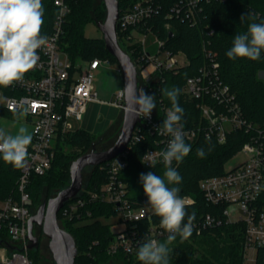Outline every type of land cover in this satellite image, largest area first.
Returning a JSON list of instances; mask_svg holds the SVG:
<instances>
[{
  "label": "built area",
  "instance_id": "1",
  "mask_svg": "<svg viewBox=\"0 0 264 264\" xmlns=\"http://www.w3.org/2000/svg\"><path fill=\"white\" fill-rule=\"evenodd\" d=\"M210 1L227 0H174L165 17L177 16L197 23L198 13ZM54 4L58 7V15L52 31L45 35L47 44L38 49L37 65L21 81L0 87V108L12 111L16 116L27 110L25 117L34 126L27 163L21 169L18 182L19 196L0 200V264H33L28 237L29 220L35 213L33 198L28 191L31 175H44L51 168L58 146L74 132L69 118L82 121L90 102H104L96 89L94 71L111 61L99 57L72 60L61 44L71 8L66 0H54ZM163 5L164 0H122V7L119 6L118 42L124 50L128 48L135 54V60H132L138 71L139 66L144 68V84L159 81L164 73L176 71L188 63L185 54L164 48L165 41L154 30L155 23L151 20L161 12ZM170 27L171 24L166 23V28ZM212 33L213 30L209 31ZM62 54H65V60ZM204 54L202 67L197 75L187 79L183 92L190 98L205 100L199 107L206 125L204 128H184L185 140L192 142L204 131L219 143H225L228 134L238 129L250 132V137L238 152L242 155L239 162L225 167L220 175L201 179L199 186L206 201L217 206L219 214L207 213L200 221H194L192 233L200 235L204 229L221 224L222 218L228 223H242L243 264H264V128L245 118L235 94L220 78L218 60L205 46ZM147 67L152 68L148 73L145 72ZM111 103L124 111L125 90L120 89ZM140 117L141 122L136 125L127 149L100 164L107 171L108 180L98 189L68 201L61 209L65 219H74L83 215L81 210L87 202L113 204L122 228L114 231L108 244L110 256L119 253L136 256L139 244L145 239L162 242L168 235L160 227L159 217L148 202L135 204L132 201L128 183L122 178V172L129 165V150L134 144L143 141L146 135L157 134L158 146L149 148L143 156V162L153 166L163 163L159 154L166 150L171 139L158 132L162 124L155 119L154 109L150 117ZM150 153L149 159L146 154ZM181 197L186 206L195 203L190 195Z\"/></svg>",
  "mask_w": 264,
  "mask_h": 264
},
{
  "label": "trees",
  "instance_id": "2",
  "mask_svg": "<svg viewBox=\"0 0 264 264\" xmlns=\"http://www.w3.org/2000/svg\"><path fill=\"white\" fill-rule=\"evenodd\" d=\"M71 11L67 14L64 24V33L61 36V44L74 61L79 59H109L116 58L109 52L104 39L89 38L84 33V26L90 20H99L106 17V6L103 0H66ZM174 0H164L163 9L151 21L155 23L154 30L158 37L165 41L164 48L174 53H183L188 63L179 67L176 71L166 72L159 81H152L143 85V91L156 98L155 119L163 123L167 111L171 107L170 100L162 94L164 88H179V105L184 109V128H192L206 125L202 118L199 104L201 98H190L183 92L184 85L189 77L198 74L205 61L204 46L216 57L219 62V74L235 94L236 101L240 104L245 118L264 128V80L259 77V72L264 70V51L261 58L256 61L247 58L229 59L225 53L232 46L233 37L239 32H245L249 21H240L242 15L248 12L255 14V22H264V0H227L210 1L203 5L198 13L197 23L187 19L166 18ZM45 13L42 35L52 31L54 21L58 15V7L54 0H42ZM122 7V0H119ZM166 23L171 27L166 28ZM209 34V31H212ZM172 32V36H170ZM120 35V32H119ZM125 50L135 60V54L128 48ZM216 104V103H214ZM0 112L16 116L14 112L0 108ZM204 131L198 137L189 142L191 152L177 165L182 176V183L171 185L180 188V196L190 195L195 203L186 206L189 214L195 212V221H200L207 214H219L217 206L206 201L199 183L201 179L220 175L225 171L226 163L236 155L243 144L249 140L250 132L244 129L231 131L225 143H219L214 136L211 137L212 150L209 152ZM95 134L86 130H78L70 133L58 146L51 168L44 174H32L28 184L33 202L40 201L44 191L50 194L54 190H61L67 186L70 178V165L73 162L70 154L65 152V146H87L92 143ZM157 134L146 135V138L134 144L128 153L129 165L122 172V178L128 183L129 193L135 204L148 202L143 191V185L139 180L141 173L149 171L163 176L165 170L163 163L148 166L143 162V156L149 148L158 146ZM203 147L206 152L204 158H199L197 149ZM78 158V157H76ZM21 169H16L0 159V200L13 196L18 198V182ZM108 180V174L100 165L92 166V174L84 184L79 194L69 200L85 195L90 190L98 189ZM35 209V208H34ZM83 215L80 218L65 219L62 210L59 212V220L76 240L78 254L75 264H100L109 258H122L125 264H141L136 256L119 253L110 256L107 248L114 232L111 223L104 222L102 218H110L116 215L115 206L111 203L93 201L87 202L82 208ZM90 213V215H88ZM221 217V216H219ZM160 220V217L158 218ZM187 222V217L185 218ZM166 239V238H165ZM204 241L208 248H202L198 253L196 241ZM164 240V239H163ZM169 247L172 250L170 264H243L244 231L242 223H228L222 218V223L203 230L202 234L192 235L181 242L179 236ZM33 250V249H32ZM30 256V251H29ZM31 258V256H30ZM37 264V259L32 260Z\"/></svg>",
  "mask_w": 264,
  "mask_h": 264
},
{
  "label": "clouds",
  "instance_id": "3",
  "mask_svg": "<svg viewBox=\"0 0 264 264\" xmlns=\"http://www.w3.org/2000/svg\"><path fill=\"white\" fill-rule=\"evenodd\" d=\"M45 9L42 0H0V87H9L21 81L25 74L32 70L38 62V49L46 45L48 37L42 35ZM249 21L245 32L237 33L232 46L225 55L231 59L247 58L259 60L264 51V22H255V14L248 12L240 17L241 23ZM179 88H164L171 107L158 132L170 136L166 150L159 155L164 164L163 176L149 171L141 173L139 180L148 198L152 211L160 217V227L168 233L165 242L156 239H145L139 244L136 257L141 264H170L172 250L169 245L176 241L187 240L193 232L195 212L186 211L184 199L179 195L180 188L171 186L182 183V176L173 161L181 163L191 152V145L185 142L184 109L179 105ZM133 105H138L136 115L150 117L156 108V98L140 90L139 96L133 97ZM27 115V110L17 114V118ZM33 136L26 126H20L15 135L6 134L0 129V159L16 169H23L28 159V147ZM212 150L211 137L206 136ZM199 158L206 156L203 147L196 152ZM151 158V153L146 154ZM187 217V222L185 218Z\"/></svg>",
  "mask_w": 264,
  "mask_h": 264
},
{
  "label": "water",
  "instance_id": "4",
  "mask_svg": "<svg viewBox=\"0 0 264 264\" xmlns=\"http://www.w3.org/2000/svg\"><path fill=\"white\" fill-rule=\"evenodd\" d=\"M106 6V19L99 23L103 39L109 52L118 61L124 79L126 108L123 111V125L116 142L105 150H92L75 159L70 165V184L61 189L58 194L43 202L37 213H34L28 225L29 248L37 246L39 239L34 235V225L43 227L44 233L50 239L49 247L56 264H75L78 248L74 236L60 224L58 214L65 203L75 198L83 188L84 170L112 160L123 153L132 138L133 131L141 117L136 115L139 106L133 105V97L139 96L141 87L138 81V69L131 56L120 46L117 35L119 18L118 0H103ZM172 36V32H170Z\"/></svg>",
  "mask_w": 264,
  "mask_h": 264
},
{
  "label": "rangeland",
  "instance_id": "5",
  "mask_svg": "<svg viewBox=\"0 0 264 264\" xmlns=\"http://www.w3.org/2000/svg\"><path fill=\"white\" fill-rule=\"evenodd\" d=\"M100 1V0H97ZM107 15V11H106ZM106 17L96 21V20H90L88 21L84 26V33L89 38H101L103 39V32L100 28L99 23H103L105 21ZM182 57H184L182 55ZM62 58L65 60L66 56L65 54H62ZM82 59H79L81 61ZM143 71L144 68L139 66L138 71V81H139V87L143 88L144 82H143ZM145 72L148 73V70L145 69ZM259 77L264 80V70H261L259 72ZM94 79H95V85L97 91L100 92V97L105 99H113L115 98L116 93L120 89H124V79L123 74L120 68V65L117 60L111 61L109 64H103L101 65L97 70L94 71ZM89 113L86 116L84 120H78L75 117L69 118V123L72 125L73 131L78 130H86L88 132L94 133L95 138L93 139L92 143H90L87 146H76L74 144L66 145L65 146V152L67 154H70L74 161L77 159L76 157H80L81 155H84L88 152H91L92 150H105L111 147L116 140L118 139L122 125H123V113L118 116V118L110 125L109 123L113 120V118L116 117L118 113L121 111L117 108L110 106L108 104L103 105L99 103H93L90 102L88 105ZM102 115L103 119L99 120V116ZM26 126L29 130V132L32 134L33 132V123L31 120L27 119L25 116L23 118H17V116L7 115L0 112V129H3L6 134L15 135L18 128L20 126ZM108 126V127H107ZM103 132L98 133L100 130L106 128ZM242 159V155L240 153H237L234 155L225 165L226 168H229L233 166L235 163L239 162ZM92 174V167H88L84 170V184L89 180L90 176ZM71 178L67 181V186L70 184ZM66 186V187H67ZM60 190H54L50 194L47 193L45 190L39 203H34L35 213H37L38 209L41 207L44 201L49 200L50 198L56 196ZM104 222L113 223L117 218L110 217L108 219L102 218ZM60 221V220H59ZM60 224L63 228L65 226L60 221ZM34 235L38 237L39 243L37 246L30 249V256L32 260L37 259V264H56L53 258V253L50 250L49 242L50 239L48 236L44 233L43 227L35 224L34 225ZM166 239L162 240V242H165ZM196 245L198 247V253L201 252V249L208 248L204 241L199 240L196 241ZM100 264H125V261L122 258H109L104 261H102Z\"/></svg>",
  "mask_w": 264,
  "mask_h": 264
},
{
  "label": "crops",
  "instance_id": "6",
  "mask_svg": "<svg viewBox=\"0 0 264 264\" xmlns=\"http://www.w3.org/2000/svg\"><path fill=\"white\" fill-rule=\"evenodd\" d=\"M147 70H148V72H149V70H151L152 68H150V67H147L146 68ZM98 93H99V97L101 96L100 95V92L98 91ZM102 100H104V102H102V101H93V103H99V104H103V105H106V104H108V105H110V106H113V107H115V108H117L118 110H120L121 112L120 113H118L117 115H116V117L115 118H113V120L109 123V125L108 126H110L117 118H118V116L119 115H121V113H123V111L121 110V109H119L115 104H113V103H111L112 101H114V99H113V97H111V99H105V98H102V97H100ZM106 101V102H105ZM89 108L90 107H88V110H87V113H86V115H85V118H86V116L88 115V113H89ZM84 118V119H85ZM83 119V120H84ZM103 119V116L102 115H100L99 116V120H102ZM107 126V127H108ZM107 127L106 128H104V129H102V130H100L98 133H100V132H103L105 129H107ZM112 217H115V218H117V216L116 215H114V216H112ZM122 228V224L118 221V219L117 220H115V222H113L112 224H111V229H112V231L114 232V231H118L119 229H121Z\"/></svg>",
  "mask_w": 264,
  "mask_h": 264
}]
</instances>
